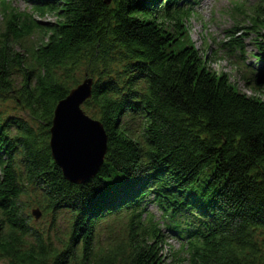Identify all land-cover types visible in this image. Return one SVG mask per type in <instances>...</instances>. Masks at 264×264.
Returning <instances> with one entry per match:
<instances>
[{
	"label": "trees",
	"instance_id": "1",
	"mask_svg": "<svg viewBox=\"0 0 264 264\" xmlns=\"http://www.w3.org/2000/svg\"><path fill=\"white\" fill-rule=\"evenodd\" d=\"M180 1L43 0L34 12L57 18L45 25L0 6V99L37 128L0 117V264H173L152 205L188 240L189 264H264V96L245 75L255 96L241 93L198 48H180L190 13ZM254 13L264 78V2ZM87 78L95 85L84 109L104 125L108 154L77 185L52 157L50 129ZM30 191L54 222L71 213L69 239L31 226L21 199ZM112 219L124 223L108 227L117 239L101 248Z\"/></svg>",
	"mask_w": 264,
	"mask_h": 264
},
{
	"label": "rangeland",
	"instance_id": "2",
	"mask_svg": "<svg viewBox=\"0 0 264 264\" xmlns=\"http://www.w3.org/2000/svg\"><path fill=\"white\" fill-rule=\"evenodd\" d=\"M13 7H18L22 12H30L27 3L24 0H9ZM200 6L197 12L191 16V19L187 21L188 33H186V38L180 48L185 46H193L200 50L201 54L208 57V67L221 75H227L231 79V83L237 87V89L244 94L255 96L248 88L244 81L243 76L246 75L248 70L246 66H250L254 69L259 65L256 64L254 60V55L252 53H258L257 34L251 30V17L255 14L254 11L259 5H263V0H199ZM35 21L38 24L45 25L48 23H53L57 21L55 15H47L46 17L35 15ZM2 16L0 14V27L2 26ZM235 28H239L237 32L232 34L236 37L243 39L245 55L239 59L233 53L225 52L222 49V45L226 41H230L232 38L229 37V32ZM249 29V30H247ZM246 33L248 35L246 36ZM264 33V32H263ZM38 34L35 33L34 36ZM27 38L24 44H34L38 40V36ZM42 37L45 38L43 35ZM46 39V38H45ZM238 55V54H237ZM240 60V64L237 66V62ZM260 68V65L258 66ZM260 97L264 96V91ZM87 111V110H86ZM0 117L3 120H8L10 118L19 117L26 120L31 125L29 114L22 112L21 108L17 106V103L13 99H0ZM35 128L36 126L33 125ZM37 129V128H36ZM13 133H15L13 129ZM31 193L21 197L23 208L25 209L24 214L30 217L31 226L35 227L37 231H45L50 233L63 232V236L69 239V232L73 216L70 212H63L57 214V220L54 222V217L52 214H48L46 211L40 209V202L42 197L33 191ZM37 211L40 214L39 220H36L33 213ZM151 211L155 214L158 213L155 207H151ZM118 223L119 227L122 228L121 220H109L103 223L102 236L101 239L98 238V245H107L110 241L117 239V234L110 233L107 231L108 227L112 223ZM116 223V224H117ZM115 225V224H114ZM118 226L114 227L118 231ZM67 234V236L65 235ZM169 239V238H168ZM68 241L67 239H65ZM169 245L165 246L164 256H168V262H173V264H183L179 263L180 257L177 255L179 251V244L174 241L169 240ZM100 251V249H98ZM168 253V254H167Z\"/></svg>",
	"mask_w": 264,
	"mask_h": 264
},
{
	"label": "water",
	"instance_id": "3",
	"mask_svg": "<svg viewBox=\"0 0 264 264\" xmlns=\"http://www.w3.org/2000/svg\"><path fill=\"white\" fill-rule=\"evenodd\" d=\"M112 0H107L110 5ZM94 80L86 79L74 88L55 109L50 129V149L64 178L82 185L92 181L103 167L108 154L104 125L90 118L83 105L92 98ZM38 216V213H34Z\"/></svg>",
	"mask_w": 264,
	"mask_h": 264
},
{
	"label": "bare ground",
	"instance_id": "4",
	"mask_svg": "<svg viewBox=\"0 0 264 264\" xmlns=\"http://www.w3.org/2000/svg\"><path fill=\"white\" fill-rule=\"evenodd\" d=\"M107 137H108V135H107ZM122 210H119V212H121ZM120 216V217H119ZM117 217H119V219H125V218H127V217H125V216H123V217H121V214L120 215H117Z\"/></svg>",
	"mask_w": 264,
	"mask_h": 264
}]
</instances>
